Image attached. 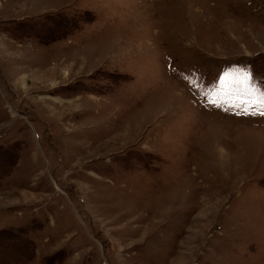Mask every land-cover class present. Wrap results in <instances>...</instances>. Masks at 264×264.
I'll return each mask as SVG.
<instances>
[{
	"label": "rangeland",
	"instance_id": "374dc122",
	"mask_svg": "<svg viewBox=\"0 0 264 264\" xmlns=\"http://www.w3.org/2000/svg\"><path fill=\"white\" fill-rule=\"evenodd\" d=\"M262 93L264 0H0V264H264Z\"/></svg>",
	"mask_w": 264,
	"mask_h": 264
},
{
	"label": "snow or ice",
	"instance_id": "6c2138e0",
	"mask_svg": "<svg viewBox=\"0 0 264 264\" xmlns=\"http://www.w3.org/2000/svg\"><path fill=\"white\" fill-rule=\"evenodd\" d=\"M253 80H254V75L250 71H247L241 73L238 76H233L232 74L225 73L224 76L221 77L220 83H221V88L234 89L242 94L251 95L252 94L251 84ZM262 95H264V93H262ZM259 103L260 106L264 108V100H260ZM260 114L264 115V111H262Z\"/></svg>",
	"mask_w": 264,
	"mask_h": 264
}]
</instances>
